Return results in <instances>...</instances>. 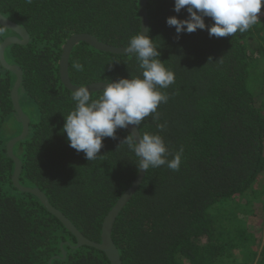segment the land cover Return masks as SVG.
<instances>
[{"label":"trees","instance_id":"16d2710c","mask_svg":"<svg viewBox=\"0 0 264 264\" xmlns=\"http://www.w3.org/2000/svg\"><path fill=\"white\" fill-rule=\"evenodd\" d=\"M174 0H147V35L159 59L175 74L169 100L137 130L163 136L172 159L183 148L178 171L149 168L118 213L111 237L122 264H264V17L232 37L207 30L182 33L166 18ZM140 0H0V15L24 28L26 45L10 44L5 61L22 72L21 110L27 136L13 146L19 184L42 191L88 240L101 243L104 218L130 188L137 158L121 143L130 132L104 138L96 160L69 147L64 118L75 107L59 71L62 46L86 33L126 47L141 29ZM264 12V5L261 12ZM205 17V24L211 25ZM16 35L0 25V45ZM18 37V36H17ZM79 62L82 70L74 69ZM74 86L142 78L129 54H112L80 42L71 50ZM16 75L0 62V264H111L75 236L32 193L12 183L15 164L6 145L22 131L11 101ZM98 99L102 91L91 92ZM167 127L159 131L157 123ZM248 216L259 217L254 224Z\"/></svg>","mask_w":264,"mask_h":264},{"label":"clouds","instance_id":"9594fccd","mask_svg":"<svg viewBox=\"0 0 264 264\" xmlns=\"http://www.w3.org/2000/svg\"><path fill=\"white\" fill-rule=\"evenodd\" d=\"M262 5L264 0H174L173 11L179 14L184 9L187 17H168L166 25L175 29L177 38L182 33H194L198 29H206L210 37H232L238 31L244 33L260 23L258 14ZM205 17L211 19V25L206 26ZM144 31L147 33L150 30ZM153 41L139 30L123 49L138 62L142 78H120L108 82L104 84L98 99H93L88 87L83 85L72 92L75 107L64 118L62 132L66 134L69 147L77 153L83 152L86 160H96L104 146L103 139H116L117 129L132 125L137 130L150 114L154 121L160 119L157 108L167 103L169 96L159 89H166L173 84L175 74L161 62L160 52ZM73 67L80 71L83 66L76 62ZM166 127V122L157 123L161 132ZM121 143L127 144L129 151L135 155L139 170L147 171L150 167L161 166L173 171L180 168L183 148L169 160V150L163 136L158 133L144 132L141 136L135 131Z\"/></svg>","mask_w":264,"mask_h":264},{"label":"water","instance_id":"95a60500","mask_svg":"<svg viewBox=\"0 0 264 264\" xmlns=\"http://www.w3.org/2000/svg\"><path fill=\"white\" fill-rule=\"evenodd\" d=\"M146 4L147 0H140L139 5V17H140V26H141V33H145V29H148V18H147V11H146ZM0 25L3 27L12 30L16 35H11L4 39V41L0 45V62L3 65L4 68L11 71L16 75V81L11 89V101L13 108L19 118V120L22 123V131L19 136L13 137L6 145V150L9 155V157L14 161L15 168L14 173L12 175V183L13 185L22 191L30 192L34 194L44 205V207L75 236L77 245L76 247H80L83 245L93 247L97 250L102 251L109 262L111 264H122L120 260V256L118 254V251L116 247L113 244L112 237H111V231L114 224V221L118 215V213L122 210L124 205L127 203V201L131 198V196L136 191L137 187L142 181V178L144 177L145 171L139 170L134 182L128 188L125 193L118 199L116 204L111 208V210L108 212L106 217L104 218V221L102 223V230H101V243H95L90 240H88L81 232L78 231V229L58 210H56L54 207L50 205L48 202V199L46 198L45 194L40 191L37 188H24L19 184V176L21 172V163L20 160L13 155V146L16 142L24 139L28 134V126H29V119L24 114V112L21 110L19 101H18V89L22 83V72L20 68L17 66L9 65L5 59H4V50L5 48L10 44H19V45H26L29 41V35L28 32L20 27L19 25L9 21L8 19L4 18L0 15ZM80 42H84L91 47H93L96 50L108 52L112 54H126L123 49L125 47H114L108 44H105L103 42H100L95 37H93L90 34L81 33V34H75L70 36L62 46V54L59 62V71L61 76V81L63 85L68 88L70 91H74L76 88L80 86H74L68 77V59L69 55L71 53V50L79 44ZM105 83H93L90 85H86L88 87L90 93L91 92H98L103 91ZM130 133L135 134L136 128L132 125H129L128 128H126ZM139 133V132H138ZM140 135V134H139ZM138 142V137H137Z\"/></svg>","mask_w":264,"mask_h":264},{"label":"rangeland","instance_id":"374dc122","mask_svg":"<svg viewBox=\"0 0 264 264\" xmlns=\"http://www.w3.org/2000/svg\"><path fill=\"white\" fill-rule=\"evenodd\" d=\"M258 16L261 18V17H264V12L263 13H259ZM264 97V96H262ZM263 182H264V176L262 177V179L260 180L259 182V188H261V186H263ZM260 218H263L264 219V216L260 217ZM259 220V217H252V216H248V220L247 222L250 223V224H254L256 221Z\"/></svg>","mask_w":264,"mask_h":264}]
</instances>
